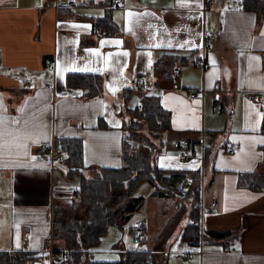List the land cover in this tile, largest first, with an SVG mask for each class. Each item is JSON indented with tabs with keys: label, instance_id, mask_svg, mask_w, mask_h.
Here are the masks:
<instances>
[{
	"label": "crops",
	"instance_id": "crops-1",
	"mask_svg": "<svg viewBox=\"0 0 264 264\" xmlns=\"http://www.w3.org/2000/svg\"><path fill=\"white\" fill-rule=\"evenodd\" d=\"M107 10L115 33L94 26L93 19ZM204 32L211 34L212 45L203 71L194 60ZM164 52L188 59L168 81L154 70ZM263 58L264 13L244 9L243 0L208 5L205 0H74L72 6H58L57 0H0V116L6 129L22 130L19 141L5 139L26 145L0 149V252H28L34 256L30 264H77L52 258V252L63 250L52 241V212L80 189L79 176L66 178L64 160L51 161L37 148L55 138H80L88 176L99 167H120L127 109L138 106L145 93L157 95L171 115V129L151 137L159 168L191 177L201 170L199 142L204 141L200 202L208 237L201 251L183 238L186 225L174 236L187 208L155 191L160 207L145 222L141 243L121 251L96 248L93 259L114 262L126 250L141 249L153 255V264H264V190L239 184L242 173L264 174ZM68 74L103 76L102 95L85 100L80 88L67 86ZM203 86V97H190V88ZM128 89L134 92L126 102ZM218 103L221 111L215 109ZM176 140L194 142L191 160L178 155L172 146ZM212 202L216 209L209 208ZM227 231L233 233L224 239L211 236Z\"/></svg>",
	"mask_w": 264,
	"mask_h": 264
},
{
	"label": "trees",
	"instance_id": "trees-1",
	"mask_svg": "<svg viewBox=\"0 0 264 264\" xmlns=\"http://www.w3.org/2000/svg\"><path fill=\"white\" fill-rule=\"evenodd\" d=\"M113 4V1L110 2ZM67 6V5H66ZM246 10L264 13V0H243ZM94 26L106 33L117 32L112 22L110 10L101 18H94ZM186 56L164 52L155 62L154 70L158 77L168 81L175 73V68L187 62ZM264 67V58H263ZM68 87L80 88L85 100L99 97L103 93L104 78L99 74H68ZM133 89L124 90L126 102ZM141 106L127 109L129 119L123 124L120 167H99L94 176L85 171L83 141L80 138H55L54 147L65 155L63 161L65 177H80L82 197L77 202L69 201L58 204L52 212V241L61 243L63 255L61 262L77 264H153V255L145 250H126L121 259L114 262L96 261L92 252L100 245L110 227L123 228L132 214L143 202L142 197L135 196V190L143 181L152 183L161 197H178L190 206L189 218L183 233L186 240L200 238V228L192 220L200 215L198 206L201 200L200 171L192 173L183 196L176 188L177 183L186 177L185 173L167 171L159 168L153 161L154 144L151 137L171 129V115L163 108L157 95L141 94ZM261 133L264 134V100ZM239 184L254 191L264 190V174L247 172L240 174ZM119 221H123L121 224ZM121 225V226H120ZM233 232L211 233L216 239L230 237ZM208 235L203 232V238ZM62 251V250H61ZM61 251H57L59 253ZM73 257V259L71 258ZM34 256L25 251L0 252V264H30Z\"/></svg>",
	"mask_w": 264,
	"mask_h": 264
},
{
	"label": "built area",
	"instance_id": "built-area-1",
	"mask_svg": "<svg viewBox=\"0 0 264 264\" xmlns=\"http://www.w3.org/2000/svg\"><path fill=\"white\" fill-rule=\"evenodd\" d=\"M58 6H72L74 5V0H57ZM205 4L208 5L210 4V0H205ZM212 45V36L208 32L203 33V40H202V46H201V51L200 55L194 60V64L197 67H200L203 71L207 69L208 67V62H207V51ZM53 68V62H50L49 64V69ZM188 94L190 95L191 98H196L199 95L204 96L205 94V88L200 87V88H190L188 90ZM139 107L141 106V102L138 105ZM200 143V161H201V170H200V182H201V188L203 190V177L205 176L204 172V165H205V154L204 151L206 149V146L204 144V141L202 140ZM173 148L177 151L178 155L183 159V160H191L195 154L193 153L194 150V142L189 141V140H176L173 141L172 143ZM231 151H233L235 148L234 146H231L229 148ZM37 153L40 155H48L51 161H54L56 158L60 160L65 159V155L62 152H58L54 144H48V145H41L37 148ZM192 180L191 177H185L183 180H181L179 183H177L176 188L179 190V193L181 196L184 195L188 183ZM82 197V193L80 189L75 190L72 195L70 196V200L72 202H77L80 198ZM217 205L215 202H212L209 206V208L216 209ZM200 208V215L198 217L193 218L192 222L194 225L198 226L200 228V238L198 239H190L189 244L191 245H198L200 247V250H203V244L205 242V239L203 238V232L204 231V225H203V213H204V208L205 204L200 202L199 204ZM147 228V224L145 222H141L139 225H137L135 228H133L130 232L132 240L135 244H140L141 240L143 238L144 231ZM229 249V248H228ZM69 252L67 250H62L59 253L52 252V258L53 260H59L63 258V255H68ZM184 256H188V254H184ZM73 259V257H71Z\"/></svg>",
	"mask_w": 264,
	"mask_h": 264
},
{
	"label": "rangeland",
	"instance_id": "rangeland-1",
	"mask_svg": "<svg viewBox=\"0 0 264 264\" xmlns=\"http://www.w3.org/2000/svg\"><path fill=\"white\" fill-rule=\"evenodd\" d=\"M204 172H205V165H204ZM204 178V177H203ZM77 185H80V177L77 181ZM204 187V184H203ZM156 191L155 186L148 182V181H143L142 183H140L137 187V189L135 190L134 195L135 196H142L144 197L143 199V204L142 206L135 211L132 216L131 219L126 223L123 224V228H119L117 227V225H113L112 227H110L109 232L107 233V235L102 239L100 245L97 247L98 249H102V248H109V250L111 251H121V249L123 247H135L138 246L139 244H135L133 243L131 234H130V226L131 224H138L141 222H148V217L151 213V211L154 208H157L159 205L157 203V205L155 206V194L154 192ZM175 199H179L178 197H173ZM179 203L178 204H183L187 209L182 210V214L179 215V218H181V222H180V226L175 230L174 232V236L179 235L182 232L181 231V227L182 225H186L188 218H189V204L187 202H185L182 199H179ZM160 207V206H159ZM154 220V219H153ZM123 221H119V223L121 224ZM97 249V250H98ZM104 254L107 256L108 259H117V256H114L113 258V254L111 253H107L104 252ZM117 254L120 255V252H117ZM121 259V255L119 257L118 260ZM117 260V261H118Z\"/></svg>",
	"mask_w": 264,
	"mask_h": 264
},
{
	"label": "snow or ice",
	"instance_id": "snow-or-ice-1",
	"mask_svg": "<svg viewBox=\"0 0 264 264\" xmlns=\"http://www.w3.org/2000/svg\"><path fill=\"white\" fill-rule=\"evenodd\" d=\"M181 6L183 7V6H187V5L182 3ZM132 15L133 14L131 12L128 13L129 17H132ZM74 27H79V26H75L74 25ZM85 27H87V26H85ZM128 30L131 31V28H129ZM101 43L103 44L105 42L102 41ZM115 43L119 44L121 42L120 41H116ZM155 46L159 47L160 45H155ZM180 46L183 47L184 45H180ZM89 51L95 52V50H89ZM123 55L127 56L128 53L125 52V53H123ZM251 59L258 60L259 57H252ZM105 63H107V59H105ZM73 70H75V69H73ZM81 70H91V69H81ZM109 87H110V90L113 92V94H115L116 89L113 88L111 85H109ZM0 109H2V102H0ZM3 111H6V109H3ZM20 111L23 112L24 109L21 108ZM12 123L13 124L18 123V121H16L15 118H13ZM5 124H6L5 119L3 118V116H0V149L9 148V147H12V146H15V147H26V145H22V144H19V143L10 144L5 139V137L11 136L13 138V141L17 142V141H19L21 139V136H22V130L21 129H18V128L6 129L4 127ZM25 124H27V122H25ZM253 130H255V129H253ZM34 142H35V140H34ZM260 143H264V139H262L260 141ZM33 159H35V158L33 157ZM17 227H18V225H17Z\"/></svg>",
	"mask_w": 264,
	"mask_h": 264
},
{
	"label": "water",
	"instance_id": "water-1",
	"mask_svg": "<svg viewBox=\"0 0 264 264\" xmlns=\"http://www.w3.org/2000/svg\"><path fill=\"white\" fill-rule=\"evenodd\" d=\"M217 98H218V96H217ZM215 109L217 111H221V103H218Z\"/></svg>",
	"mask_w": 264,
	"mask_h": 264
}]
</instances>
